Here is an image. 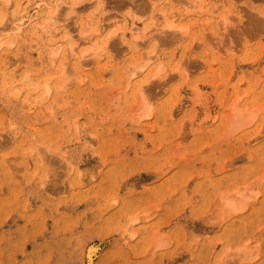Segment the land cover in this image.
<instances>
[{
    "label": "rangeland",
    "instance_id": "374dc122",
    "mask_svg": "<svg viewBox=\"0 0 264 264\" xmlns=\"http://www.w3.org/2000/svg\"><path fill=\"white\" fill-rule=\"evenodd\" d=\"M0 264H264V0H0Z\"/></svg>",
    "mask_w": 264,
    "mask_h": 264
},
{
    "label": "bare ground",
    "instance_id": "6f19581e",
    "mask_svg": "<svg viewBox=\"0 0 264 264\" xmlns=\"http://www.w3.org/2000/svg\"><path fill=\"white\" fill-rule=\"evenodd\" d=\"M22 18H23V17L18 18V20H19V19L21 20ZM10 43H11V41H10ZM10 43H9V44H10ZM12 44H13V43H12ZM3 45H4V44H3ZM147 59H148V58H147ZM151 59H152V58H150V59H148V60L150 61ZM147 63H148V61H147ZM45 85H47V84H45ZM45 85H44V86H45ZM42 86H43V85H42ZM38 87H39V86H38ZM196 99H197V98H196Z\"/></svg>",
    "mask_w": 264,
    "mask_h": 264
}]
</instances>
